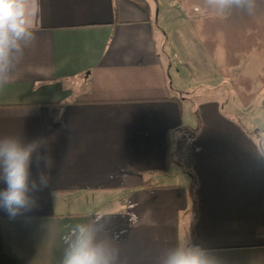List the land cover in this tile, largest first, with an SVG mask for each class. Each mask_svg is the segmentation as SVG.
Masks as SVG:
<instances>
[{
  "label": "crops",
  "instance_id": "obj_1",
  "mask_svg": "<svg viewBox=\"0 0 264 264\" xmlns=\"http://www.w3.org/2000/svg\"><path fill=\"white\" fill-rule=\"evenodd\" d=\"M155 1L41 0L36 40L0 89V136L46 140L54 195L32 221L0 211V264H60L71 226L97 213L125 264H156L188 233L225 264H264V10L235 28L186 8L168 35ZM246 16L260 22L253 45ZM184 64L210 75L183 85Z\"/></svg>",
  "mask_w": 264,
  "mask_h": 264
},
{
  "label": "clouds",
  "instance_id": "obj_2",
  "mask_svg": "<svg viewBox=\"0 0 264 264\" xmlns=\"http://www.w3.org/2000/svg\"><path fill=\"white\" fill-rule=\"evenodd\" d=\"M216 16H253L264 10V0H205ZM41 13V0H0V89L9 84L36 40L34 24ZM44 139L0 136V211L10 221L36 219L41 193L54 195L55 167ZM73 224L60 264H125L117 238L109 228L108 213H97ZM156 264H225L215 250L197 243L191 233L157 258Z\"/></svg>",
  "mask_w": 264,
  "mask_h": 264
},
{
  "label": "rangeland",
  "instance_id": "obj_3",
  "mask_svg": "<svg viewBox=\"0 0 264 264\" xmlns=\"http://www.w3.org/2000/svg\"><path fill=\"white\" fill-rule=\"evenodd\" d=\"M156 2H158V4L161 5L162 11L165 12L164 14L163 13L161 14V18L159 20V26L161 27V29H163L165 32H167L168 35H171L173 33V30H174V27H175V25H174L175 22H178L179 24H181L180 21L183 19V17L181 19V13H182V11L184 12V10L186 8H188V10H190L191 12H194L195 8L197 9V11H199V10L205 11L206 10V12H210V10H208L206 8V6H205V0H157V1H155V3ZM235 16H236V20H239V19L242 18V16H240V15H235ZM234 18L235 17H233V19ZM213 20L216 22L215 24H219V23L224 21V19H222V18H214ZM245 21H246V24H247V28L249 30L251 29V30L254 31L253 33H247L248 36L249 35L252 36L251 39L249 40L250 43L248 42V44L249 45L250 44L253 45L255 43V41H253V37L258 32V29L260 28L259 27L260 26L259 25L260 22H250V18L247 17V16L244 17V23H245ZM178 23H177L176 26H178ZM229 24H232V25L235 24V19L233 20V23L229 21ZM238 25H239V23H236L234 25V27L238 28ZM225 26H226V24H225ZM156 29H157V27H156ZM261 29L263 31L264 27H262ZM213 33H216V32H213ZM223 34H225L223 41H227L228 40L230 45L234 46L236 44H239L240 42L242 44H244V45H247L246 37H245L246 33L227 34L225 32ZM227 35L230 36L232 41H230L228 39ZM242 35H243V37L241 38ZM240 38H241V40H240ZM261 39H262V43H264V34H263V37ZM258 41H259V44H260L261 43L260 40H257V42ZM168 45H169V49H172L171 41L168 42ZM248 50L253 52L255 49H252V50L248 49ZM238 51H240V50H238ZM244 51H246V48L241 50V52H244ZM168 52L172 55V53L170 51H168ZM204 59L206 60V58H204ZM241 62H242V60H241ZM174 63H176V62H174ZM170 65H171V63H170ZM173 65H175V64H173ZM190 66L191 65L188 66L187 64H184L183 67H182V69H183V72H182L183 83L182 84L183 85H191L192 84V86H196V82L197 81H201L202 78H205L204 75L206 73L208 75H210L207 72L209 68L206 65L199 64V67L191 66V68H189ZM175 68L176 67H171V68L169 67L170 74L172 76H174V77L177 76V74L174 72ZM180 76H181V74H180ZM246 100H247V98H246ZM249 117H250V115H249ZM246 118H243V119L241 118L240 121L244 122V124H248L249 121ZM179 162H181V163L180 164L177 163L175 165V166H179V167L174 168L173 175L170 178V181L173 182V183L179 181V179H178L179 177H177L178 176L177 172H180L179 173L180 175H185L184 171L186 170V164L184 162H182V161H179ZM185 226H186V224L184 222V227Z\"/></svg>",
  "mask_w": 264,
  "mask_h": 264
}]
</instances>
